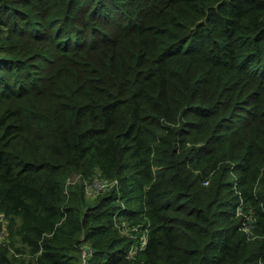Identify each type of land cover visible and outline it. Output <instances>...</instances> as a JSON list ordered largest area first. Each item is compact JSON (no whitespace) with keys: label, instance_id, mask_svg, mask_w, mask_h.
Here are the masks:
<instances>
[{"label":"trees","instance_id":"16d2710c","mask_svg":"<svg viewBox=\"0 0 264 264\" xmlns=\"http://www.w3.org/2000/svg\"><path fill=\"white\" fill-rule=\"evenodd\" d=\"M0 215V264H264V0H0Z\"/></svg>","mask_w":264,"mask_h":264},{"label":"built area","instance_id":"2783aa9c","mask_svg":"<svg viewBox=\"0 0 264 264\" xmlns=\"http://www.w3.org/2000/svg\"><path fill=\"white\" fill-rule=\"evenodd\" d=\"M72 181L75 182V180H71V182L69 181V183H72ZM115 183H116V181L109 182L107 180H95L92 183L86 185L85 192H86V194L94 195L100 191H103L107 188H110ZM84 184H85V182H84ZM238 213H240V211ZM122 225L124 226V223H122ZM5 238H6V233L4 231V219L0 215V245L4 242ZM144 244H145V238L143 237L138 246H134L130 249L129 254L130 255L134 254L136 252V250L138 248H142L144 246Z\"/></svg>","mask_w":264,"mask_h":264},{"label":"rangeland","instance_id":"374dc122","mask_svg":"<svg viewBox=\"0 0 264 264\" xmlns=\"http://www.w3.org/2000/svg\"><path fill=\"white\" fill-rule=\"evenodd\" d=\"M70 179L76 181L77 177L72 176V178H70ZM70 182H71V181H70ZM72 182H74V181H72ZM68 184H71V183H68ZM103 191H105V190H103ZM86 195H87V197H88L89 199H91V198H93V197L96 196V194H94V195H92V194H86ZM122 232L125 233V232H126V229H124ZM87 254H88V251H84V250H82V252H81V257H82V258H86V257L88 256Z\"/></svg>","mask_w":264,"mask_h":264}]
</instances>
